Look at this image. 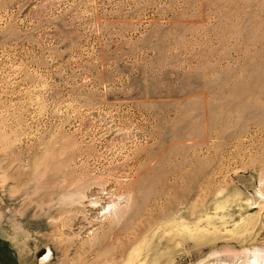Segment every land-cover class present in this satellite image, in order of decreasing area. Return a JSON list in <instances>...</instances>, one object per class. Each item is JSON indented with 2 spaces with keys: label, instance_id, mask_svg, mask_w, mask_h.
Masks as SVG:
<instances>
[{
  "label": "rangeland",
  "instance_id": "374dc122",
  "mask_svg": "<svg viewBox=\"0 0 264 264\" xmlns=\"http://www.w3.org/2000/svg\"><path fill=\"white\" fill-rule=\"evenodd\" d=\"M0 264H264V0H0Z\"/></svg>",
  "mask_w": 264,
  "mask_h": 264
}]
</instances>
